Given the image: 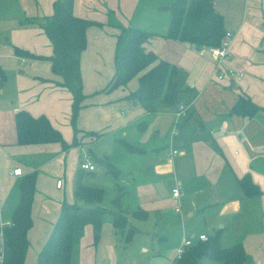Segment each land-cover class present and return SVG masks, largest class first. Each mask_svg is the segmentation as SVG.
Returning a JSON list of instances; mask_svg holds the SVG:
<instances>
[{
    "label": "crops",
    "instance_id": "1",
    "mask_svg": "<svg viewBox=\"0 0 264 264\" xmlns=\"http://www.w3.org/2000/svg\"><path fill=\"white\" fill-rule=\"evenodd\" d=\"M55 1L0 0V36L6 40L0 43V249L3 227L20 202L23 175L37 171L24 261L36 264L63 204L86 205L75 193L80 172L83 184L103 188L97 205L107 212L98 241L93 225H85L72 249V264H125L128 258L132 264H175L184 240L196 242L200 234L218 235L225 247L241 242L248 255L244 264H264V0H215L226 32L233 34L229 57L222 62L208 46L165 36L170 20L165 5L172 1L73 0L75 15L95 21L87 29V46L81 54L85 98L76 117L77 131L71 123L72 93L59 84L50 60L15 51L18 47L52 55V42L38 18L52 15ZM120 25L154 33L143 46L157 60L180 70L178 102L155 98L148 109L123 100L139 88L140 76L148 68L126 85L106 91L115 74ZM227 68L239 77L219 78ZM240 95L262 108L253 116L232 113ZM180 104L188 113L173 135ZM20 110L47 116L69 146L59 141L20 143L16 123ZM144 118L147 122L141 128ZM246 136L248 141H237ZM232 146L240 150L232 152ZM85 153L95 169L80 167ZM15 166L22 167V176L12 174ZM245 178L257 193L245 192L241 184ZM175 184L180 187L178 198L172 196ZM115 199L126 210L125 229L133 227L130 241L123 236L125 229L113 223V213L119 211ZM178 205L182 210H176ZM136 210L143 212V218L133 213ZM220 263L207 257L198 262Z\"/></svg>",
    "mask_w": 264,
    "mask_h": 264
},
{
    "label": "trees",
    "instance_id": "2",
    "mask_svg": "<svg viewBox=\"0 0 264 264\" xmlns=\"http://www.w3.org/2000/svg\"><path fill=\"white\" fill-rule=\"evenodd\" d=\"M165 7L170 11V20L165 36L183 42H193L198 46H215L221 44L226 35L225 18L215 7V0H175ZM53 46L50 56L30 53L15 47L18 54L35 58H48L51 70L60 77L59 84L67 87L72 93L71 123L75 131L76 117L82 106L85 94L81 74V54L87 46V29L95 21L77 16L73 12V0H56L54 12L50 16L38 18ZM120 32L115 46V74L106 87L111 91L148 68L140 76V86L130 92L123 100L143 104L151 109L150 102L161 98L165 103L178 102L180 86L177 77L178 67L166 60H157L153 51H146L143 44L154 33L146 29L120 25ZM1 74V72H0ZM262 107L250 97L240 95L232 107V113L253 116ZM153 109L150 111V115ZM146 118L139 122L141 128L146 124ZM18 141L20 143H41L59 141L64 147L69 144L60 130L55 128L47 116L31 115L26 110L16 114ZM78 143L77 140L74 141ZM108 165L107 161H103ZM37 171L23 175L19 181L21 190L20 202L13 211L10 224L3 227V260L0 264H24L29 240L28 230L32 226V204L36 190ZM241 184L247 194L257 193L247 179ZM75 193L86 205L65 202L61 214L52 233L38 253L36 264H72V249L80 241L84 227L90 223L94 227L95 241L100 238L103 219L107 209L97 205L103 199L104 190L101 187L83 184L80 172L75 178ZM119 211L113 213V223L123 231L128 220L126 210L121 208L118 200H114ZM143 218L141 211H133ZM133 227L126 232V240L133 236ZM207 257L221 261L220 264H244L248 255L241 242L223 246L219 236H209L206 240H198L189 246L177 259L175 264H198L199 259Z\"/></svg>",
    "mask_w": 264,
    "mask_h": 264
},
{
    "label": "built area",
    "instance_id": "3",
    "mask_svg": "<svg viewBox=\"0 0 264 264\" xmlns=\"http://www.w3.org/2000/svg\"><path fill=\"white\" fill-rule=\"evenodd\" d=\"M233 36V34L231 32H226L225 37L223 38L221 44L219 45H215V46H211L209 48L210 52L217 58V60L219 62H222L223 60L227 59L229 57L230 54V50H229V46L231 43V37ZM219 78H224V77H231V78H237L239 77V74L232 68H227L226 70H221L219 72ZM2 92V86L0 84V94ZM188 111H187V107L180 104L178 106V109L176 111L175 114V125L173 127L172 130V134L175 135L178 132V127L180 124V119L182 117H184L185 115H187ZM177 150H173L172 154H176ZM80 167L82 169L85 170H93L95 169V165L92 163L91 161V157L88 153H85L84 159L81 161L80 163ZM12 174L14 176H22L23 175V169L21 166H15L12 169ZM62 179H59L57 181V186H61L62 185ZM172 196L175 198H178L180 196V187L178 184H175L172 188ZM176 210L180 211L181 206H176ZM7 224H10V222H7ZM208 239V236L206 234H200L198 236V240H206ZM195 243V240L192 238H187L184 240L183 244L177 249V255L180 257L184 251L191 245H193ZM4 246V245H3ZM178 257V258H179ZM3 260V248L0 249V261Z\"/></svg>",
    "mask_w": 264,
    "mask_h": 264
},
{
    "label": "rangeland",
    "instance_id": "4",
    "mask_svg": "<svg viewBox=\"0 0 264 264\" xmlns=\"http://www.w3.org/2000/svg\"><path fill=\"white\" fill-rule=\"evenodd\" d=\"M165 1V0H164ZM166 1H174V0H166ZM220 7V6H219ZM161 17H164L165 16V13H163V14H159ZM6 40H5V38H4V35L3 36H0V43H4ZM2 51V50H1ZM11 69H13V70H16V68L15 67H13V68H11ZM0 79H1V76H0ZM87 135H89L90 137L93 135L92 133L90 134V133H86ZM237 138H239V137H237ZM237 141L238 142H246V141H248V136H246L245 137V139L244 140H242V139H240L239 138V140L237 139ZM239 151L240 150V148H239V146H232V148H231V151L232 152H234V151ZM124 232V234H123V236L125 237V239H126V232H127V229H125V231H123ZM180 246V245H179ZM136 254H140V250L139 249H136ZM125 264H132V260L130 259V258H128L126 261H125Z\"/></svg>",
    "mask_w": 264,
    "mask_h": 264
},
{
    "label": "water",
    "instance_id": "5",
    "mask_svg": "<svg viewBox=\"0 0 264 264\" xmlns=\"http://www.w3.org/2000/svg\"><path fill=\"white\" fill-rule=\"evenodd\" d=\"M233 85H235V82H233Z\"/></svg>",
    "mask_w": 264,
    "mask_h": 264
}]
</instances>
